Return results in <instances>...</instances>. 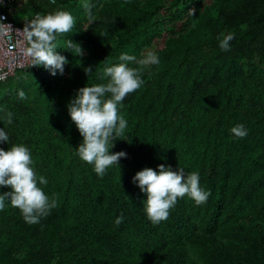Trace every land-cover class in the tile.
Instances as JSON below:
<instances>
[{"label":"trees","instance_id":"1","mask_svg":"<svg viewBox=\"0 0 264 264\" xmlns=\"http://www.w3.org/2000/svg\"><path fill=\"white\" fill-rule=\"evenodd\" d=\"M32 1L0 264H264V0Z\"/></svg>","mask_w":264,"mask_h":264},{"label":"built area","instance_id":"2","mask_svg":"<svg viewBox=\"0 0 264 264\" xmlns=\"http://www.w3.org/2000/svg\"><path fill=\"white\" fill-rule=\"evenodd\" d=\"M23 0H0V81L7 79L17 69L33 66L36 52L26 42L24 24L8 17L11 10ZM52 1V0H51Z\"/></svg>","mask_w":264,"mask_h":264},{"label":"crops","instance_id":"3","mask_svg":"<svg viewBox=\"0 0 264 264\" xmlns=\"http://www.w3.org/2000/svg\"><path fill=\"white\" fill-rule=\"evenodd\" d=\"M27 3H33V1L32 0H23V1H21V3L18 6L16 5V8L11 10V12H10L11 17L14 16L17 12H20L21 18H23L26 15H28V12L30 10L29 9L28 10H23V8L25 7V4H27Z\"/></svg>","mask_w":264,"mask_h":264},{"label":"rangeland","instance_id":"4","mask_svg":"<svg viewBox=\"0 0 264 264\" xmlns=\"http://www.w3.org/2000/svg\"><path fill=\"white\" fill-rule=\"evenodd\" d=\"M21 18V14L20 12H17L14 16H12V19L16 22V21H19ZM18 74H23V72H18Z\"/></svg>","mask_w":264,"mask_h":264}]
</instances>
